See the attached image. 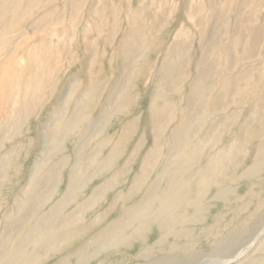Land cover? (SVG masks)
Masks as SVG:
<instances>
[{"label": "rangeland", "instance_id": "374dc122", "mask_svg": "<svg viewBox=\"0 0 264 264\" xmlns=\"http://www.w3.org/2000/svg\"><path fill=\"white\" fill-rule=\"evenodd\" d=\"M0 264H264V0H0Z\"/></svg>", "mask_w": 264, "mask_h": 264}]
</instances>
